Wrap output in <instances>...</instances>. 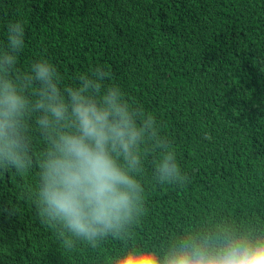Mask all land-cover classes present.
I'll list each match as a JSON object with an SVG mask.
<instances>
[{
  "label": "trees",
  "instance_id": "trees-1",
  "mask_svg": "<svg viewBox=\"0 0 264 264\" xmlns=\"http://www.w3.org/2000/svg\"><path fill=\"white\" fill-rule=\"evenodd\" d=\"M17 20L18 70L47 58L75 83L104 65L176 146L189 183L145 182L137 240L192 215L247 216L257 196L264 205V0H0V42ZM26 188L0 176V264H84L93 253L66 255Z\"/></svg>",
  "mask_w": 264,
  "mask_h": 264
},
{
  "label": "clouds",
  "instance_id": "clouds-1",
  "mask_svg": "<svg viewBox=\"0 0 264 264\" xmlns=\"http://www.w3.org/2000/svg\"><path fill=\"white\" fill-rule=\"evenodd\" d=\"M25 32L10 21L0 42V176L27 183L66 255L87 249L84 264H264L259 196L247 216L192 215L159 241L137 240L145 182L189 183L176 146L155 114L107 83L104 65L75 83L47 58L18 70Z\"/></svg>",
  "mask_w": 264,
  "mask_h": 264
}]
</instances>
